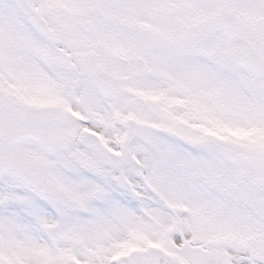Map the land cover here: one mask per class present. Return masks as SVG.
I'll return each instance as SVG.
<instances>
[{"label": "snow or ice", "instance_id": "1", "mask_svg": "<svg viewBox=\"0 0 264 264\" xmlns=\"http://www.w3.org/2000/svg\"><path fill=\"white\" fill-rule=\"evenodd\" d=\"M0 264H264V0H0Z\"/></svg>", "mask_w": 264, "mask_h": 264}]
</instances>
